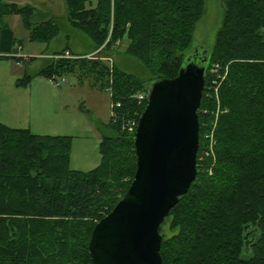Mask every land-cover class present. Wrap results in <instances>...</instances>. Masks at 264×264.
I'll list each match as a JSON object with an SVG mask.
<instances>
[{
  "label": "trees",
  "instance_id": "16d2710c",
  "mask_svg": "<svg viewBox=\"0 0 264 264\" xmlns=\"http://www.w3.org/2000/svg\"><path fill=\"white\" fill-rule=\"evenodd\" d=\"M220 2L221 18L205 56L207 68L227 65L226 76L216 91L219 108H208L210 132L199 126L198 157L211 128L212 154L197 162L194 182L159 226L162 264H264V0ZM65 6L72 29L107 54L122 48L150 79L100 61L62 57L67 49L37 75L110 87L113 101L121 102L117 111L136 120L146 100L138 105L132 96L177 75L206 10L205 0H65ZM9 15L19 16L31 42L47 44L59 33L48 13L0 0V18ZM12 44V31L3 30L0 48ZM202 98L201 111L208 107ZM198 122L204 117L198 115ZM108 127L100 164L83 173L69 168L70 137L0 123V264H92V229L124 196L136 169L132 136L111 121Z\"/></svg>",
  "mask_w": 264,
  "mask_h": 264
},
{
  "label": "rangeland",
  "instance_id": "374dc122",
  "mask_svg": "<svg viewBox=\"0 0 264 264\" xmlns=\"http://www.w3.org/2000/svg\"><path fill=\"white\" fill-rule=\"evenodd\" d=\"M2 1L16 3L18 7L31 6L41 13H48L59 26V33L47 44L31 42L28 40V33L21 25L19 16L9 15V17L0 18V35L5 29H10L13 33L12 47L10 46L6 51H2L3 49L0 48V119L5 120L10 115H15L17 119V113L21 109L23 119L31 120L34 129L36 121H41V127L36 128L39 130V134L70 137L69 168L71 170L83 173L92 170L100 164L99 144L102 136L108 134L111 120L110 102L112 100L109 96L110 87L105 90L91 89L85 83L80 84L73 76L56 77L55 81H50L52 84H49L45 80L37 78V72L46 65L47 60L54 57L55 53L67 49L63 55L66 53L72 56L73 54L75 58L83 57L91 61H100L109 67H115L134 75L141 81L150 79V75L144 72L142 65L136 59L122 53V48L107 54L102 47H95L87 35L72 29L67 21L65 0ZM205 6L204 16L196 25L192 42L193 48L189 53L195 48L202 47L209 52L212 50L216 33L215 26L219 24L223 5L220 0H205ZM19 46L21 47L18 48ZM29 54L36 55L30 56ZM25 55L30 56L29 59L21 58ZM211 65H218L217 73H212L213 66ZM211 65L207 72L208 80L202 94L208 107L202 111L199 108L197 112V115L204 117V122L199 123L202 132L211 125L210 119L207 117L208 108L211 106L214 108V104L215 107L220 105L213 81L217 76L225 74L227 69V65L223 66L217 63ZM25 77H30L29 84L33 79L31 89L29 84L18 85V81ZM62 78L64 82H61ZM38 85H40V90L42 89L45 93L43 99H35L36 91H38L35 89ZM18 94L25 96L21 103H19ZM4 111L8 115H5ZM27 122L23 121L20 126H28ZM20 128H27L31 133L33 132L28 127Z\"/></svg>",
  "mask_w": 264,
  "mask_h": 264
},
{
  "label": "water",
  "instance_id": "95a60500",
  "mask_svg": "<svg viewBox=\"0 0 264 264\" xmlns=\"http://www.w3.org/2000/svg\"><path fill=\"white\" fill-rule=\"evenodd\" d=\"M205 52L195 48L174 78L148 84L132 136L135 173L124 196L92 229V264H162L159 226L196 178Z\"/></svg>",
  "mask_w": 264,
  "mask_h": 264
},
{
  "label": "built area",
  "instance_id": "2783aa9c",
  "mask_svg": "<svg viewBox=\"0 0 264 264\" xmlns=\"http://www.w3.org/2000/svg\"><path fill=\"white\" fill-rule=\"evenodd\" d=\"M62 57H65L68 59L74 58V57H72L66 53ZM211 66H213V65H211ZM212 69H213L212 73H217L218 72V65L213 66ZM224 77H225V74H223L222 76H217L216 79L213 81V85L216 86V91H217L218 85L224 79ZM61 82H64V80L62 79ZM55 84L57 85L58 83H55ZM109 96L111 98L110 93H109ZM132 98L135 100V102L138 105H141L145 101L146 96L144 93H138V94H135ZM120 108H121V102L113 101V99H112L111 103H110L111 122L112 123H118L123 131H125L129 136H132L136 130L137 123H138V120H136V115H130L129 116V115L119 113L117 110H119ZM217 111H218V109H217ZM207 130H208V132H210L209 129H207ZM208 134L209 133L203 134V138L205 140H207V141L209 140V141H208V145H206V148L203 149V151H201V153L199 154V157L197 156V162L203 161L204 158H208L209 155L212 154V151L211 150L209 151V149L211 148V141H210V139H208V136L212 135V128H211V133L209 135Z\"/></svg>",
  "mask_w": 264,
  "mask_h": 264
},
{
  "label": "crops",
  "instance_id": "0c3cea01",
  "mask_svg": "<svg viewBox=\"0 0 264 264\" xmlns=\"http://www.w3.org/2000/svg\"><path fill=\"white\" fill-rule=\"evenodd\" d=\"M9 3H11V2H9ZM13 4H15L16 5V3H13ZM11 16H14V15H11ZM5 17H9V16H5ZM4 17V18H5ZM21 46H19L18 48H20ZM22 55H24V54H22ZM30 55V54H29ZM34 55H36V54H31L30 56H34ZM30 56H27V55H25V56H23L22 58H28L29 59V57ZM38 73V72H37ZM36 76H38L37 78H39L40 80L42 79V80H45L46 82H48L49 84H52L51 82H50V80H48V79H46V78H44V77H42V76H39V75H37L36 74ZM32 82H33V79H32V81H31V83L29 84V88L31 89L32 88ZM41 82V81H40ZM52 86V85H51ZM27 89V88H26ZM35 90H38V91H36V94H35V99H37V98H39V99H43L44 97H45V93H44V91L41 89L40 90V85H38L37 87H36V89ZM18 97H19V103H21L24 99H25V96L23 97V95H21V94H18ZM4 114L5 115H8V113L6 112V111H4ZM10 115V114H9ZM6 117V116H5ZM17 119H16V117H15V115H10L9 117H6L5 118V120L3 119V120H1L0 119V123L1 124H3V125H5V126H7V127H9V128H19V129H27V128H20V127H28L29 129H31L33 132L32 133H34V134H36V135H46V134H39L40 132H38L39 130H36V128H40L41 127V121H36V123H35V129H34V126H32V122H31V120H25V119H23V117H22V115H21V109H19V111H18V113H17ZM11 118H12V120H11ZM23 121H28L27 122V125L28 126H20L22 123H23ZM39 123V124H38ZM17 124V125H16ZM37 131V132H36ZM48 136H56V135H48ZM61 136V135H60Z\"/></svg>",
  "mask_w": 264,
  "mask_h": 264
}]
</instances>
